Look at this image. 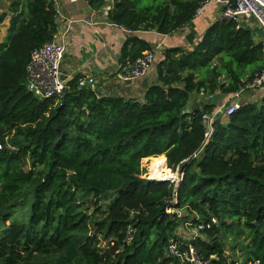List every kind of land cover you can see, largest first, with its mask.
Here are the masks:
<instances>
[{
  "label": "trees",
  "instance_id": "1",
  "mask_svg": "<svg viewBox=\"0 0 264 264\" xmlns=\"http://www.w3.org/2000/svg\"><path fill=\"white\" fill-rule=\"evenodd\" d=\"M85 1L132 31L120 48L124 65L155 46L139 32L170 35L205 0ZM9 2L0 43V218L24 203L29 217L0 230V264H181L167 253L172 242L186 244L176 214L166 212L174 197L171 208L203 222L187 240L203 260L264 264V95L224 121L216 115L207 135L202 116L216 105L188 107L193 94L229 97L263 71L264 46L252 31L217 20L192 49L155 50L156 82L141 99L98 95L78 87L79 76L61 98L38 99L25 88V68L55 32L54 1ZM157 156L151 175L177 169V186L141 177V160ZM233 233L248 240L238 260L225 253Z\"/></svg>",
  "mask_w": 264,
  "mask_h": 264
},
{
  "label": "crops",
  "instance_id": "2",
  "mask_svg": "<svg viewBox=\"0 0 264 264\" xmlns=\"http://www.w3.org/2000/svg\"><path fill=\"white\" fill-rule=\"evenodd\" d=\"M61 5L64 13L72 19L82 20L80 24L72 27L69 33V41L66 44L61 71L63 75L84 76L91 75L95 78V92L101 96H120L125 98L141 99L148 86L156 82L154 70L155 61L149 67L143 77L129 83L118 80L116 67L119 65L121 40L123 34L117 27L107 26L106 7L92 9L85 0H55ZM9 0H0V14L6 13L0 23V43L8 37L9 19L11 12L7 10ZM220 7L208 3L200 8L194 17L170 35H160L153 31L139 32L142 37L161 43L158 50L169 47H181L189 50L200 40L204 32L219 19ZM87 22V24L85 23ZM88 22L94 24L89 25ZM244 26L252 31L253 40L261 43L264 37L263 30L253 19L245 20ZM264 70V69H263ZM264 95V85L254 90H244L238 98H231L232 102L243 105L246 102L255 101ZM227 98L220 92H214L212 98L193 94L190 97L189 106L197 101H212L216 105ZM198 105V104H197ZM223 119V118H222ZM225 119V118H224ZM223 119V121H224ZM153 158V157H152ZM182 238H186L183 236Z\"/></svg>",
  "mask_w": 264,
  "mask_h": 264
},
{
  "label": "built area",
  "instance_id": "3",
  "mask_svg": "<svg viewBox=\"0 0 264 264\" xmlns=\"http://www.w3.org/2000/svg\"><path fill=\"white\" fill-rule=\"evenodd\" d=\"M54 1V14L53 20L55 24V32L53 33L50 40L46 41L39 47L31 50L29 61L26 64V74H25V88L33 96L38 99H48L55 98L59 99L63 96L64 90L67 87L68 80L72 79L74 75H63L61 71V66L66 52V44L69 41V33L73 26L83 23L82 20L72 19L67 16L61 5ZM208 3H213L220 7V16L218 20H230L235 23V27H243L245 20L253 19L261 27L264 33V0H205L200 3V8ZM198 8V10L200 9ZM197 10V11H198ZM196 11V12H197ZM87 24V22H85ZM107 26L117 27L123 34L121 43L125 41V38L132 32L127 28L104 22ZM89 25L94 24L93 22H88ZM262 46H264V37L261 41ZM161 43L155 44L153 49L146 50L142 52L140 56L135 58L133 61H126L124 65H119L116 67V75L119 81L123 83H129L136 79H139L146 75L149 67L154 62L155 50ZM160 50V49H159ZM223 81V78H221ZM95 78L91 75L80 76L77 80L78 87H88L92 90L95 89ZM264 85V70L257 73L255 77L247 83L242 89L236 91L231 96L237 97L244 90H254L260 88ZM202 95V93H200ZM226 95V94H224ZM209 99L212 95L207 96ZM215 104V103H214ZM216 105V104H215ZM240 105L237 102H230V98L223 99L219 104L215 106V109L210 114H204L202 116V122L205 124L207 132L205 135L209 134L211 131V123L216 115L228 116L233 113ZM1 148V144H0ZM196 156V153L193 157ZM187 160V159H186ZM177 180H174L175 186L181 179V175ZM171 182V181H170ZM177 202L176 197L172 199L171 205H175ZM171 205L167 207L166 212L175 213L176 217L182 218L184 211L178 208H171ZM182 215V217H181ZM197 222V224H195ZM185 227L194 226L196 230L195 235L191 237L194 239L198 233L199 229L203 227V222H199V217L195 212H192V218L189 221L183 222ZM169 255L176 256L180 259L181 264L187 262L188 264H211L209 260H203L198 254V251L194 246L187 242L181 247L177 243L172 242L167 249ZM214 257V256H213Z\"/></svg>",
  "mask_w": 264,
  "mask_h": 264
},
{
  "label": "rangeland",
  "instance_id": "4",
  "mask_svg": "<svg viewBox=\"0 0 264 264\" xmlns=\"http://www.w3.org/2000/svg\"><path fill=\"white\" fill-rule=\"evenodd\" d=\"M109 3H110V0H108L107 5ZM6 5H9V4H6ZM5 41H6V39L3 40V42H5ZM231 95L229 96L230 99L239 97V96L232 97ZM221 117H223V119L225 118L224 115H222ZM158 159H159V157L157 156L154 158L147 157V158H143L141 160V168L143 169V172L141 174L142 178L154 179V180H159V181H171V182L176 180L177 178L179 179L180 176L178 175L179 172L177 171V169H175L173 171L171 168H168L166 165V161H164L165 166L168 168L169 172H171L172 175H169V176L165 175V176H161L158 178H155V173H152V175H151L152 169L154 168V166L156 164H158V162H157ZM150 164L152 165L151 170H149ZM163 169H164V166H163L162 170ZM100 205H101V207H104L106 205V201L102 200ZM88 207L91 208V204H88ZM28 217H29V203L20 204L19 206L12 208L11 216L8 218L7 221L3 222L0 218V230L2 228H6L10 222L25 223L27 221ZM181 217H182V215H181ZM191 218H192V215L186 214V215H183V217L179 218V220H178L179 227L177 230V235L181 239L182 243H185V242L187 243V240L189 238H191L193 235H195L196 230L194 229L193 225H191L190 227H185L183 224V222L189 221V220H191ZM233 234L234 235H232L231 238L228 239V241H225L226 242V252L225 253H226V256H228L230 259L238 260L241 257L240 248L242 245H244V244L246 245L248 243V240L244 239L245 234L239 235V237H237V239L234 238L235 233H233ZM183 236H186V238H182Z\"/></svg>",
  "mask_w": 264,
  "mask_h": 264
},
{
  "label": "water",
  "instance_id": "5",
  "mask_svg": "<svg viewBox=\"0 0 264 264\" xmlns=\"http://www.w3.org/2000/svg\"><path fill=\"white\" fill-rule=\"evenodd\" d=\"M209 101V100H208ZM194 105H192L191 107H193Z\"/></svg>",
  "mask_w": 264,
  "mask_h": 264
}]
</instances>
